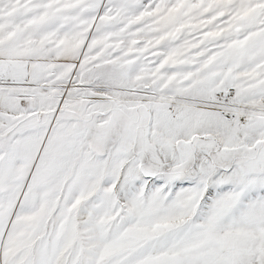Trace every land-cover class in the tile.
<instances>
[{
	"label": "snow or ice",
	"instance_id": "obj_1",
	"mask_svg": "<svg viewBox=\"0 0 264 264\" xmlns=\"http://www.w3.org/2000/svg\"><path fill=\"white\" fill-rule=\"evenodd\" d=\"M0 264H264V0H0Z\"/></svg>",
	"mask_w": 264,
	"mask_h": 264
}]
</instances>
